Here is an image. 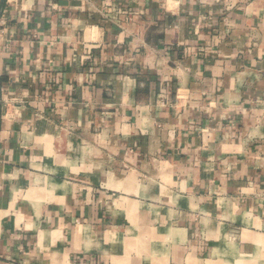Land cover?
<instances>
[{
  "label": "crops",
  "instance_id": "1",
  "mask_svg": "<svg viewBox=\"0 0 264 264\" xmlns=\"http://www.w3.org/2000/svg\"><path fill=\"white\" fill-rule=\"evenodd\" d=\"M0 264H264V0H0Z\"/></svg>",
  "mask_w": 264,
  "mask_h": 264
}]
</instances>
